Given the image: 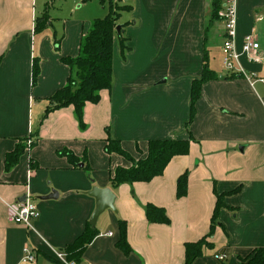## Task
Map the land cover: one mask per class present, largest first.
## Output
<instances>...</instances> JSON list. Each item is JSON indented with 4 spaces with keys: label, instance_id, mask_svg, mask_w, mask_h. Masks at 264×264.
Listing matches in <instances>:
<instances>
[{
    "label": "crops",
    "instance_id": "obj_1",
    "mask_svg": "<svg viewBox=\"0 0 264 264\" xmlns=\"http://www.w3.org/2000/svg\"><path fill=\"white\" fill-rule=\"evenodd\" d=\"M113 1L127 8L117 23L129 50L123 54L116 35L112 88L86 104L81 129L73 106L45 117L48 99L71 75L61 59L79 54L93 20L109 10L98 0H0V264H55L54 250L72 244L90 222L94 187L114 192L116 210L100 215L99 234L80 264H185L186 244L202 238L211 246L193 264H242L264 246V0L235 5L238 50L247 35L260 45L259 62L240 58L253 83L210 64L212 48L221 55L225 31L224 21L212 18L214 2L223 10L226 0ZM42 17L46 27L37 30ZM206 61L217 77L202 86L191 118L192 83ZM33 134L36 144L6 170V155ZM110 139L136 160L155 139H190V150L148 182L113 187L116 169L133 164L106 152ZM185 174L187 194L178 197ZM53 191L57 198H42ZM28 195L41 212L30 229L8 220V205ZM218 195L224 206L212 229ZM149 204L163 208L170 223L150 222ZM120 221L129 254L117 247ZM25 246L35 263L23 262ZM222 254L225 261L216 258Z\"/></svg>",
    "mask_w": 264,
    "mask_h": 264
},
{
    "label": "trees",
    "instance_id": "obj_2",
    "mask_svg": "<svg viewBox=\"0 0 264 264\" xmlns=\"http://www.w3.org/2000/svg\"><path fill=\"white\" fill-rule=\"evenodd\" d=\"M90 0H83L88 2ZM103 5L108 6V14L103 18L93 20L90 30L82 37L80 51L76 57H63L62 62L70 68L71 75L67 84L58 89L55 94L48 100L50 106L46 110L45 117L52 111L73 106L75 116L81 129H85L84 108L87 103H98L100 101V92L105 89H111L113 85V56L114 43L117 34L116 28L120 12L126 10V7H120L114 4L113 0H102ZM220 10L219 2H214L212 18L220 19L218 16ZM41 23L37 22L36 29L43 30L46 27L48 18L42 17ZM120 36V45L123 54L129 50L128 39ZM56 43V47H58ZM40 74V65L36 60L32 68V83L37 82ZM216 73L212 71L207 61L203 69L200 79H195L191 87V118L194 116L196 102L198 101L202 86L216 78ZM32 136H36L33 134ZM29 136L17 144L16 148L6 155L5 168L10 170L14 167L21 155L28 149L27 140ZM36 144L33 140L31 147ZM108 154L117 153L132 162L130 168L118 167L111 178L113 187L124 183L148 182L156 176L162 175L169 162L175 156L188 154L190 150V139H155L149 142L148 154L145 158L136 160L129 153L124 151L119 141L108 140L105 146ZM73 161H76L70 155ZM187 194V175H182L178 184L177 195L183 197ZM224 206L223 196L218 195L216 208L212 217V229L217 220V216L221 207ZM146 215L150 222L154 223H170V219L163 208L147 205ZM120 239L117 247L125 254L132 251L127 240V224L120 221ZM98 230L93 227L90 222L87 223L84 232L64 250L67 259L77 264L81 263L85 249L92 243L98 235ZM211 246L206 238L193 243L186 244L185 264H193V262L203 255L204 249ZM55 264H63L57 259H53ZM242 264H264V246L255 248L248 257L242 260Z\"/></svg>",
    "mask_w": 264,
    "mask_h": 264
},
{
    "label": "built area",
    "instance_id": "obj_3",
    "mask_svg": "<svg viewBox=\"0 0 264 264\" xmlns=\"http://www.w3.org/2000/svg\"><path fill=\"white\" fill-rule=\"evenodd\" d=\"M235 5L236 0H226L225 8L219 10L218 13L220 19L225 23L224 41L221 48V64L224 69L239 73L253 83L254 76L247 73L242 67L240 58L242 55H245L249 61L259 62L260 57L258 53L260 45L254 35H247L243 39L241 51L238 50ZM260 80L264 83V78ZM33 140V136H29L27 140L28 148H30ZM40 215L41 212L38 205L31 195L26 196L24 201H17L8 205V220L14 224L24 225L28 229L33 227L35 220H38ZM54 256L63 264H77L76 262L69 261L62 250H54ZM216 258L219 261H225L227 255H217ZM22 260L24 263L36 262V254L29 246L24 247Z\"/></svg>",
    "mask_w": 264,
    "mask_h": 264
},
{
    "label": "water",
    "instance_id": "obj_4",
    "mask_svg": "<svg viewBox=\"0 0 264 264\" xmlns=\"http://www.w3.org/2000/svg\"><path fill=\"white\" fill-rule=\"evenodd\" d=\"M121 25H117L116 31L119 35L121 33ZM89 195L94 197L96 199V208L95 211L90 219V224L95 227L98 221V218L100 215L106 211L107 209L116 210L115 208V200L116 195L114 192L109 188H98L94 187L90 192ZM58 193L56 191H53L51 194H49L46 197H42L44 199H50V198H57ZM26 199V197L23 198V201Z\"/></svg>",
    "mask_w": 264,
    "mask_h": 264
},
{
    "label": "rangeland",
    "instance_id": "obj_5",
    "mask_svg": "<svg viewBox=\"0 0 264 264\" xmlns=\"http://www.w3.org/2000/svg\"><path fill=\"white\" fill-rule=\"evenodd\" d=\"M94 2L96 1V0H93ZM83 2V0H80V2L79 3H82ZM98 3L100 4V6H101V2H100V0H98ZM99 4H97L98 6H99ZM105 11H107L108 12V6L107 5H105ZM85 11V10H84ZM220 18V17H219ZM219 26H220V28L223 26L222 24H220L219 23ZM219 42H221V41H219ZM218 44H220V43H218ZM209 56H210V64H211V67H213V68H216V69H219V68H221V55H220V50H219V48L218 47H216V48H212L211 49V51H210V53H209Z\"/></svg>",
    "mask_w": 264,
    "mask_h": 264
}]
</instances>
